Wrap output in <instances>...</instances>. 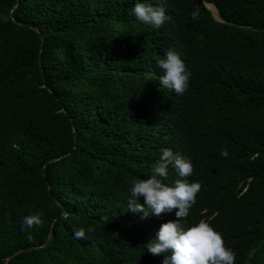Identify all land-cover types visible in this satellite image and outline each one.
Instances as JSON below:
<instances>
[{"label":"trees","instance_id":"trees-1","mask_svg":"<svg viewBox=\"0 0 264 264\" xmlns=\"http://www.w3.org/2000/svg\"><path fill=\"white\" fill-rule=\"evenodd\" d=\"M137 2L170 20L142 23ZM168 49L192 73L183 95L159 80ZM163 149L203 182L181 224L264 264V0H0V264H162L146 244L176 210L127 201Z\"/></svg>","mask_w":264,"mask_h":264},{"label":"clouds","instance_id":"clouds-1","mask_svg":"<svg viewBox=\"0 0 264 264\" xmlns=\"http://www.w3.org/2000/svg\"><path fill=\"white\" fill-rule=\"evenodd\" d=\"M132 13L142 23L155 29L170 20L164 7L148 3H135ZM157 64L162 71L159 78L162 87L183 95L189 87L192 73L181 56L174 49H168ZM220 154L227 156L224 150ZM169 167L179 177L173 186L164 183L169 175ZM193 173L194 165L190 158L171 149H163L149 178L132 181L127 208L133 213L142 212L144 215L141 219L149 216L147 210L155 216L176 210L177 219L163 223L156 238L146 244L147 252L154 256H164L162 264H234L235 251L226 246L223 234L216 231L210 222L201 219L188 228L180 222L189 216L202 189V181L189 179ZM140 197L144 198V204L138 202ZM107 222L105 218L104 223ZM24 224L30 228L40 226L42 213L25 216ZM75 235L83 238L85 232L80 229Z\"/></svg>","mask_w":264,"mask_h":264},{"label":"water","instance_id":"water-1","mask_svg":"<svg viewBox=\"0 0 264 264\" xmlns=\"http://www.w3.org/2000/svg\"><path fill=\"white\" fill-rule=\"evenodd\" d=\"M207 3H208V2H205L206 7L211 11L213 17H214L216 20H222V19L219 17V14H218V16H216V15L213 13V11L207 6ZM14 7H16V6H14ZM215 7H216V6H215ZM216 9H217V8H216ZM217 12H218V10H217ZM54 161H56V160H54ZM50 236H51V235H50ZM50 236H49V238L47 239L46 243L49 242V240H50ZM46 243H45V245H46ZM27 250H32V249H27ZM27 250H24V251H27ZM16 254H17V253L13 254L8 260H10V259H11L12 257H14Z\"/></svg>","mask_w":264,"mask_h":264},{"label":"rangeland","instance_id":"rangeland-1","mask_svg":"<svg viewBox=\"0 0 264 264\" xmlns=\"http://www.w3.org/2000/svg\"><path fill=\"white\" fill-rule=\"evenodd\" d=\"M209 6H210L211 8H210ZM208 7H209V8L213 11V13L215 14V11H214V9L212 8V6H211V5H208Z\"/></svg>","mask_w":264,"mask_h":264}]
</instances>
